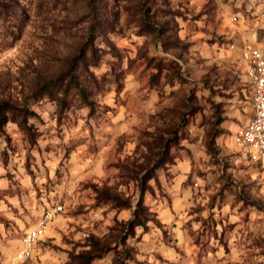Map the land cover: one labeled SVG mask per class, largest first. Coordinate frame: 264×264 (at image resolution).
Instances as JSON below:
<instances>
[{
  "label": "rangeland",
  "instance_id": "374dc122",
  "mask_svg": "<svg viewBox=\"0 0 264 264\" xmlns=\"http://www.w3.org/2000/svg\"><path fill=\"white\" fill-rule=\"evenodd\" d=\"M263 11L0 0V264H264V169L235 143L253 114L240 47L264 46Z\"/></svg>",
  "mask_w": 264,
  "mask_h": 264
},
{
  "label": "built area",
  "instance_id": "2783aa9c",
  "mask_svg": "<svg viewBox=\"0 0 264 264\" xmlns=\"http://www.w3.org/2000/svg\"><path fill=\"white\" fill-rule=\"evenodd\" d=\"M240 61L245 76L253 87V114L235 135V143L245 157L264 169V46L257 34L251 40L243 42ZM59 210H62L61 205L54 211ZM52 215L53 213H48L39 225L26 231L18 259L25 260L33 256L38 241L45 236Z\"/></svg>",
  "mask_w": 264,
  "mask_h": 264
},
{
  "label": "trees",
  "instance_id": "16d2710c",
  "mask_svg": "<svg viewBox=\"0 0 264 264\" xmlns=\"http://www.w3.org/2000/svg\"><path fill=\"white\" fill-rule=\"evenodd\" d=\"M81 55V52L78 54V56H76L74 59H73V62L78 59ZM73 64V63H72ZM73 76V75H72ZM8 121V119L4 116L1 117V120L0 122L5 124L6 122ZM144 190V189H143ZM139 215L137 214V211L134 213V219L131 221V226L132 228H134L135 226H143V227H146L144 221H142L141 219H139L138 217ZM82 258H84V260L82 261V264H90L93 260L94 257H92V255H88V254H84L82 256Z\"/></svg>",
  "mask_w": 264,
  "mask_h": 264
}]
</instances>
